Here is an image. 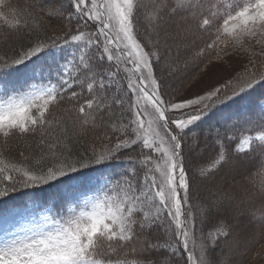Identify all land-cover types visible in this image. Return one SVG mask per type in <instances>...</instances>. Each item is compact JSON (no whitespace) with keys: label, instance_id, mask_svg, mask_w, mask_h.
Masks as SVG:
<instances>
[{"label":"snow or ice","instance_id":"snow-or-ice-1","mask_svg":"<svg viewBox=\"0 0 264 264\" xmlns=\"http://www.w3.org/2000/svg\"><path fill=\"white\" fill-rule=\"evenodd\" d=\"M152 2L156 36L167 21H179L185 37L192 38L191 62H202L210 53L220 59L221 53L232 54L229 48L248 53L243 79L237 76L235 86L229 80L206 94L176 99L157 75L167 58L159 41H147L146 49L137 38L145 7L141 0H60L47 13L60 19L57 33L27 44L24 32L38 31L43 17L0 0L6 41L15 38L20 44L12 48V57H0V142L37 141L34 154L21 151L15 162L0 152V198L42 186L57 193L40 211L35 205L11 211L23 220L15 229L22 235L0 241V264H226L211 253L232 237L233 224L247 216L264 225V180L257 184L252 175L264 172V144L258 161L254 155V141H264V103L259 105V134L240 138L228 129L215 130L211 166L202 165L191 176L188 158L196 146L187 143L220 104L264 93V50L251 52L245 45H264V0ZM65 49L67 54L58 58ZM42 57L52 62L41 66L46 71L37 80L32 65ZM189 62L185 58V66ZM166 67L170 74L179 71L173 64ZM16 78L22 82L9 89ZM62 104L79 117L76 136L89 129L96 133L89 149L78 151L75 136L63 125V137H54L52 114ZM229 144L234 154L255 161L248 182L259 207L232 208L204 234L191 202L194 178L207 179L228 163ZM125 162L123 172H105ZM25 195L31 205V194ZM232 199L227 192L210 190L206 202L197 201L200 223ZM130 254L138 258L129 259ZM153 254L157 258H150Z\"/></svg>","mask_w":264,"mask_h":264},{"label":"rangeland","instance_id":"rangeland-1","mask_svg":"<svg viewBox=\"0 0 264 264\" xmlns=\"http://www.w3.org/2000/svg\"><path fill=\"white\" fill-rule=\"evenodd\" d=\"M60 0H50V4L55 8ZM149 15L147 16L148 19ZM149 26V25H148ZM183 25L179 21L169 20L166 22L163 29L159 31V35L155 38L164 45L163 49L159 50L166 55V59L161 61V68L163 71L158 72L157 75L163 78V73L165 72V81L167 83V90L174 94L176 99H184L193 96L196 93L206 94L207 91L212 90L216 87H223L229 80L233 81V85H237L238 81L233 79L234 77H244V67L249 59V54L241 51L233 53L231 48L228 49L230 55H223L221 53L220 59H217L215 53H213L210 61L201 69L192 71V67L195 62H191V54L188 49L191 47V37H185L184 33L181 31ZM149 31L152 29H150ZM137 38L145 48L149 47L144 43L141 31L138 33ZM246 47L250 49L251 52L259 53L264 50V45L257 44L255 41H245ZM68 49H65L64 53H57V57L67 54ZM185 58H189V64L185 66ZM51 59L48 57H42L35 65H32L36 69L34 75L37 80L43 78L42 73L46 71V68L41 66H46V64L51 63ZM173 64L179 69L178 72L168 75L166 65ZM167 71V73H166ZM29 75L33 73L29 72ZM22 82L21 78H16L8 83V88L18 85ZM15 94V93H12ZM6 98V97H2ZM244 103L241 105L242 108H249L252 106V100L249 98L243 99ZM264 103V99L257 103L258 110H260L259 105ZM254 114L255 112L249 111ZM259 132H251L248 135L253 137L257 136ZM264 141H254V144L262 143ZM195 146V145H194ZM209 142L204 141L203 144L196 147V151L189 156V161L191 162V174L196 168L200 166H211L208 161L206 154L209 147ZM237 165V164H236ZM124 166V165H123ZM123 166H117L115 168L105 169V172L111 173L113 171L123 172L125 168H120ZM247 171L248 167L246 164H241L240 166H234L232 163L230 166L223 168L219 173L214 174L209 179L194 178V186L192 193L194 195V200L197 205V201H207L209 198L210 190L223 191L229 193V196L233 199L231 203H225L221 207L220 212H212L209 215L215 213H223L228 215L230 209L237 206L241 207H251L253 204L256 205L258 199L253 196V192L247 185ZM232 176H230V175ZM224 188V189H222ZM56 190L53 189L50 198L41 200L37 197H31L32 204L30 205V199L24 204H0V241L5 239L13 238L15 235L22 233H17L15 229L20 227L23 220L19 215L12 216L11 211L13 209H24L26 207H31L33 205L37 206L34 208L36 211L42 210L44 204L49 201L53 196H55ZM24 205V206H23ZM199 213V211H198ZM195 215V214H194ZM197 218V223L200 228L201 223L199 220V214ZM224 217V216H223ZM258 221H252L250 218L242 217L239 219L238 223L233 224V238L224 245L223 250L220 255V259L225 261L226 264H235L240 259V256L246 253L247 249L251 244L254 245L256 240L259 238L261 233H259ZM204 225V223L202 224ZM213 231V230H212ZM208 232V231H207ZM207 232H203L207 234ZM264 252V251H263ZM252 264H264V253L252 263Z\"/></svg>","mask_w":264,"mask_h":264},{"label":"trees","instance_id":"trees-1","mask_svg":"<svg viewBox=\"0 0 264 264\" xmlns=\"http://www.w3.org/2000/svg\"><path fill=\"white\" fill-rule=\"evenodd\" d=\"M13 4L16 5L21 11L28 10L31 11L35 9L37 13H39L43 17V27L39 28L36 32H24V40L23 43L27 44L28 42L36 41L37 39H47L48 37L52 36L53 34L57 33V30L61 27V21L56 16L48 15L50 9H53V6L50 4V0H12ZM141 2L145 5L143 10V16L141 17V21L139 24V28L143 37L144 43L149 47L147 41L151 40L155 42L157 39L155 38L154 34H152V29L149 31V27H151V20H152V8L153 2L152 0H141ZM43 10V11H41ZM149 15L148 19L147 16ZM23 23V21H22ZM28 23H33V18H28ZM149 25V26H148ZM23 31V29H22ZM8 35V28L6 25L0 21V57L7 55L8 57H12L14 52L12 51L13 47L19 48L20 44L16 42L15 38L12 40H7L6 37ZM198 43L202 44L203 41H198ZM164 45L159 42V48L163 49ZM213 53L206 55L202 58V62L197 61L195 62L194 66L192 67V71H199L201 70L211 59ZM199 65V66H197ZM175 67V66H173ZM168 71V73H167ZM166 73H169L167 69ZM163 73V78L165 80V72ZM174 95V94H173ZM252 100V106L249 108H242L241 105L244 103L243 99H238L236 102L228 101L226 103L220 104L217 108H215L212 112L209 113L208 116L205 117L204 121L199 124L198 127H195L194 131L190 133L187 138V143L190 145H195L196 147L203 144L204 141L209 142V147L207 149L206 156L209 158V162L211 163L212 158L216 154V145L212 139L215 130H220L223 132L225 129H228L230 132L236 134L238 137L242 138L243 135H248L251 132H260L261 129L259 125L261 121L259 120V113L257 103L263 101L264 93H256L254 96L248 97ZM70 108L69 104H62L58 109L53 110L52 120L53 124L51 127V131L53 132L54 137H63V133L60 131V125L65 126L69 130V135L75 136V147L78 151H84L92 146L93 142L96 139V133L92 132L89 129L86 135L76 136V133L80 131L79 128V117L74 111H69ZM255 112L254 114L250 113L249 111ZM36 140L32 137L27 138H13L8 141L5 145L3 142H0V152L4 153L5 158L10 162H15L16 159H19V154L21 151L25 153V155L34 154L35 152V144ZM264 144L258 143L256 145V153L255 160L258 161L260 159V147L259 145ZM96 146L100 147V142H97ZM233 144L228 145V163L224 164L223 166L219 167L218 171L213 172L208 176L209 179L216 173H219L223 168L230 166L232 163L234 166H240L241 164H246L248 167L247 174L249 170L253 167L255 161L248 155L243 154H234L233 153ZM191 156V155H190ZM189 159V158H188ZM116 165H119L120 162H114ZM191 164V162L189 161ZM237 164V165H236ZM123 167H128L127 163L123 164ZM112 168V167H109ZM108 169V168H106ZM190 176L191 168L189 169ZM230 175V174H228ZM255 177L256 183L259 184L261 180H264V172L261 175H256L255 172L252 173ZM232 176V175H230ZM247 185L249 186L250 190L254 193L255 189L252 184L248 182V175H247ZM43 190H34V189H21L18 192L11 193L9 197L0 198V203L5 202H12L16 204H24L30 198L25 193H30L31 197H37L41 200H45L46 198H50L53 189L48 188L47 186H42ZM224 189V188H222ZM192 204L193 213L198 217V208L196 207V203L194 200V195L192 193ZM256 206L259 207V200L256 202ZM225 216L223 213H215L213 215H208V219L204 221V225L200 224L202 227V231L210 232L214 230L218 223V219H222ZM200 220V219H199ZM259 228V233L261 235L256 240V242L251 244L247 249L246 253L240 256V259L235 264H252L260 255L264 253V225H260L259 222L257 224ZM197 228L201 229L199 224L197 223ZM207 232V233H208ZM234 232V230H233ZM232 237L226 241H221L216 248L212 251L211 255L215 259H220L221 252L223 250L224 245L228 243ZM129 259H136L133 255H129ZM152 259L157 258L155 254H153ZM162 258V257H161Z\"/></svg>","mask_w":264,"mask_h":264}]
</instances>
